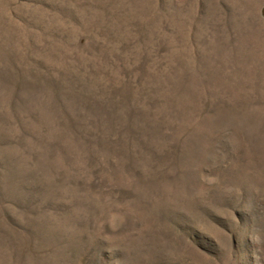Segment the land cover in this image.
I'll return each instance as SVG.
<instances>
[{"label":"rangeland","instance_id":"374dc122","mask_svg":"<svg viewBox=\"0 0 264 264\" xmlns=\"http://www.w3.org/2000/svg\"><path fill=\"white\" fill-rule=\"evenodd\" d=\"M0 264H264V0H0Z\"/></svg>","mask_w":264,"mask_h":264}]
</instances>
